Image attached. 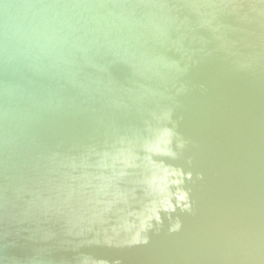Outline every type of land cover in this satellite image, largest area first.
Returning a JSON list of instances; mask_svg holds the SVG:
<instances>
[{"label": "water", "instance_id": "1", "mask_svg": "<svg viewBox=\"0 0 264 264\" xmlns=\"http://www.w3.org/2000/svg\"><path fill=\"white\" fill-rule=\"evenodd\" d=\"M0 264H264V0H0Z\"/></svg>", "mask_w": 264, "mask_h": 264}]
</instances>
